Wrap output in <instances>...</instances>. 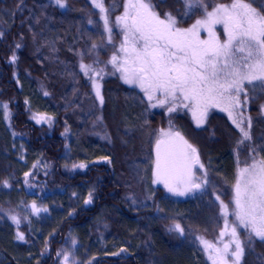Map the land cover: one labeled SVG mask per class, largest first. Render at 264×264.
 <instances>
[{
	"label": "trees",
	"instance_id": "trees-1",
	"mask_svg": "<svg viewBox=\"0 0 264 264\" xmlns=\"http://www.w3.org/2000/svg\"><path fill=\"white\" fill-rule=\"evenodd\" d=\"M149 1L159 16L171 13L179 26L191 24L219 4L233 2ZM102 3L105 11L93 0H64L63 7L56 0H0V105H7L15 134L12 139L2 121L0 264H55L70 232L85 225L91 230L88 243L98 237L116 242L113 250H97L86 264H163L165 255L171 257L169 264H214L204 242L221 243L225 224L234 225L230 202L240 170L264 160V118L259 106L264 90L245 88L250 105L236 114L239 127L214 113L197 129L188 114L154 108L115 76L102 80L100 105L92 89L91 68L103 67L119 53L123 31L115 21L124 12L125 0ZM261 3L264 0L252 6L264 13ZM36 112L53 116L54 125L37 124ZM169 125L197 151L204 169L201 176L208 180L202 190L195 189L183 199L171 197L161 187L148 191L153 141ZM241 129L250 138L245 139ZM75 144L96 147L103 153L98 156L108 161L69 158ZM35 154L47 171L42 193L50 189L70 192L81 184L93 185L94 190L74 199L72 212L65 208L55 230L37 236L27 230L28 225L22 226L24 239L20 240L5 212L12 211L26 192L23 172L36 160ZM78 163L85 168L71 167ZM139 191L144 199H129ZM221 202L229 205L227 210ZM101 218L103 229L97 226ZM236 226L244 250L240 264H264V241L254 235L249 241V230ZM43 241L46 249H41Z\"/></svg>",
	"mask_w": 264,
	"mask_h": 264
},
{
	"label": "snow or ice",
	"instance_id": "snow-or-ice-1",
	"mask_svg": "<svg viewBox=\"0 0 264 264\" xmlns=\"http://www.w3.org/2000/svg\"><path fill=\"white\" fill-rule=\"evenodd\" d=\"M93 2L101 11H105L102 0H93ZM56 3L64 6V0H56ZM253 3H257V0H252V3H247L245 0H233L231 4H219L214 11L206 12V18L197 20L190 29L173 30L175 18L171 13L165 14L166 19H160L151 11L152 6L144 0H129L124 15L117 19L124 23L127 31L136 40L143 42V48L140 51L134 46L131 48L134 55L133 63L136 66L131 70L122 68L126 83L139 84L148 95L149 101L153 100L156 92H162L165 96L164 100L158 101L160 104L166 103L169 97L175 101L179 92L183 100H191L197 109L203 107L205 110L216 96L223 97L229 91L239 93L245 81L249 84L253 81H261L264 86V13L253 7ZM260 7L264 9V3H261ZM130 11L134 14L130 15ZM105 23L107 24V18ZM216 24H222L227 34V39L223 43H220L218 39L213 43L187 38L188 34H195V30L199 27L207 28L211 36L212 27ZM108 31L111 32V29ZM127 41L126 36L125 43ZM169 45L178 50L187 51L190 55L175 57L174 52L168 51ZM121 51L127 54L129 49L122 44ZM237 54L243 55L234 59L233 57ZM173 57L176 58L177 63L172 62ZM12 59L15 60V56ZM116 62L117 57L113 56L111 63ZM127 63L126 60L125 64ZM81 67L87 69V66ZM102 100L101 97V102ZM169 111L172 109L170 108ZM34 118L40 122L46 117ZM241 131L245 139L250 138L248 132L244 129ZM162 135L170 136L171 133H163L162 130ZM175 135L183 141L179 133ZM183 143L193 155L186 152L177 153L167 146L162 151L161 145H165L166 141H157L155 161L157 181L163 180L165 186L174 192L177 190L169 184L170 179L184 184L185 192H180V195L201 187V184L194 183L192 169L195 165L203 168L199 156L195 155L196 150L186 141ZM245 173L248 174V179L243 184L237 181L235 195L230 202L235 205L233 214L239 226L249 230V241L253 235L264 241V160L254 162L250 168L242 169L240 176L243 178ZM221 204L225 210L228 209V204L223 202ZM33 208L37 212L40 211L35 208V204ZM13 219L17 220L16 217ZM176 227L183 231L179 225ZM225 229L227 230V224ZM224 234L222 232L221 236ZM231 236L232 241L224 244L223 249H215L222 264H227L224 256L228 254L231 243L235 244V251L231 255L236 261H239L243 255L244 250L241 241L237 238L236 227L232 228ZM17 238L23 240L24 234L19 233ZM204 243L206 247H214L207 241ZM67 261L68 257L65 256V264Z\"/></svg>",
	"mask_w": 264,
	"mask_h": 264
},
{
	"label": "rangeland",
	"instance_id": "rangeland-1",
	"mask_svg": "<svg viewBox=\"0 0 264 264\" xmlns=\"http://www.w3.org/2000/svg\"><path fill=\"white\" fill-rule=\"evenodd\" d=\"M144 2L150 4L152 6L151 11L156 13L153 5L150 3L149 0H144ZM128 3H129V0H125V7H124V12H123L122 16L125 13V10H126ZM214 9L209 11V12L214 11ZM132 14H134V13H132L130 11V15H132ZM158 17L160 19H166L165 15L164 16L158 15ZM205 18H206V14L199 19H205ZM199 19H197V20H199ZM197 20L193 21L191 24H189L187 26H179L175 21V24L173 25V30H175L177 28L181 29V30L190 29L192 27V25L195 24V22ZM115 23L117 25H119L123 31V44H125V47L129 49V52L126 54L125 52L121 51V47H120L119 53L115 54V56L117 57V62L115 64L111 63V60H112L111 59L109 62L104 64L103 67H101V68H99V67L98 68L97 67L91 68V71L93 72L92 89H93V92H94L95 96L97 97V101L100 103V105L103 103V100H104V98L102 96V91H101L102 80H104L107 77H114L115 76V77H118L126 86L137 90L147 100V102L151 106L155 105V106H153L154 108L161 109V110L164 109L167 114H169V113L172 114V112L176 113V111H178V110H180V112L183 111L184 113L188 114L193 126L197 129H199L205 125L209 116L211 114H214V113L225 115L226 117L229 118V120L232 123H234L235 125H239V123L237 124V122H236V119L238 118L236 116V114H240L239 109L241 107H245V109L247 110L249 105H250L249 104V98L244 95L246 93V91H248L249 89H258L261 92H263V90H264V86H262L261 81H253L252 84H249L247 81H245L243 83L242 90L239 93H237L235 91H229V92H226L223 97L216 96L213 100H211L209 102V106L206 108V110L203 107L197 109L195 107L194 102L191 100H183L182 94L179 92L177 93V99L175 101H173L172 98L169 97L166 103H164V104L158 103V101L165 99V96L162 92L154 93L153 100L149 101L148 95L145 93L144 89L139 86V84H137V83H133V84L126 83V81L124 79L125 73L122 71V68H124V67L131 70L132 68H134L136 66L133 63L134 55L131 52V48L134 46L138 51H140L143 48V42L136 40L132 36V34L127 31V29L125 28L124 23L122 21L117 19L115 21ZM126 36L128 37L127 43H125V37ZM187 38L194 40V41H210L213 43L218 39V41L220 43H223L227 39V34L224 31V26L222 24H216L212 27V35L211 36L209 35V31L207 28L199 27L195 30V34H188ZM162 43L163 42H161V44ZM201 47H203V45H201ZM168 51L174 52L175 57H185V56L190 55L189 52L178 50L176 47H173L171 45H169ZM241 55H243V54H237V56L233 57V58L238 59ZM175 57H173V60H172L173 63H177V60ZM126 60L128 61L127 64H125ZM245 88H247L248 90ZM101 97L103 98L102 102H101ZM185 105H188V106L185 107ZM259 106L261 109V115L260 116L262 118H264V102H262L261 105H259ZM170 108L172 109V111H169ZM0 113L2 114V117H3V119H2V117H0V124L2 123V121L4 122V126L6 127V129L8 130V133L11 135V137L13 139L15 134H14V131L12 129V125L10 123L9 110L7 109V107H4V105H0ZM35 115H36L35 117H37V116L46 117L44 120H42L40 122H37V119L34 118V121L37 124H44L45 123V124H48L49 126L54 125L53 123L55 122V120H54L53 116H50L47 114L45 115V114L40 113V112H36ZM241 116H243V115H241ZM171 119H169L170 120L169 124H172ZM198 121H200V122L198 123ZM250 123H251V121H250ZM163 133H171V135L170 136H164V135H162V131H161L158 139H155V141H153V145H152L153 152H152V157H151L152 172L150 173V176H149V186H148L149 189H148V191L149 190L151 191L152 186L161 187L165 191V193L170 195L171 197L183 199V198L189 196V194H191V192L195 189L187 191L184 195H180L179 194L180 192H185V185L184 184L175 182L174 180L170 179L169 184H171V186L176 188V190H177L174 192V191H170L169 188L165 186V183L163 180L157 181V177L155 174L157 141H159V140L166 141L165 145H161L162 151L167 146L168 148L174 150L177 153L186 152L189 155H193V153H191V150L188 149L186 147V145L183 143V141H186L187 144L190 145L188 143V141L186 139H184V137L181 134H179V136L183 138V141L176 138L175 134L178 132L175 131L173 128H170V125H169V128H167L166 130H163ZM65 134H66V136L68 134H70V131H69V128L67 125H66L65 131H64V135ZM97 136L99 138L101 137L104 139L105 138L108 139L107 135H100L99 134ZM69 143H70V140L67 139L66 145L68 146ZM135 143H137V141L132 143V144H135ZM102 154H103L102 151L97 149L96 147L82 146L80 144H75L73 152L69 153L68 155H69V158H71V156H75L76 159H79V158H86L87 159V158L93 157L92 158L93 162H99V161L107 162L108 159L105 158V156H98V155H102ZM195 155H197V151H196ZM94 156H98V157L94 158ZM39 157H40L39 155L35 154L34 158H36V160H34L32 162V164L23 172V181L22 182L24 183V187H25V190L27 193L25 192L19 198L20 202L15 205V207L13 208L12 211L5 212V215L15 225L16 231H17V236L19 233H23L20 230V228L22 226H26V225H28L27 230H28V228H30V230L34 233V235L37 234V236L38 235L44 236L45 234L52 232V230H55L57 226L61 225L62 220H63V218L61 217V214H65V212H64L65 208L68 209V211L72 212V210L70 208L72 206V203L74 202V199H77V197L79 195H81V197H82L83 196L82 194L84 191H87V194L89 195L94 190L93 185H87L86 186L85 184H81L79 186L71 188L72 190L70 189L71 190V191L69 190L70 192H67V191L62 190V189H61L62 191L50 189V190H46L45 193H42L43 189L46 188V184H47V180L45 178L47 175V171L45 169L46 167H45L43 161L40 160ZM66 159L67 158L65 156V161H66ZM22 160H26V157L23 156ZM200 163H201V161H200ZM81 165H83V167H81ZM67 167H68V165L65 164L64 168H67ZM71 167L76 169V170H78V169L82 170L85 168V164H83V163H78L77 165L73 164V165H71ZM192 172H193V176H194V183L201 184V187L197 190H202L208 184L207 178L204 179L201 176L204 172V169L200 168L199 165H195L192 169ZM240 172H241V170H240ZM31 179L35 181L33 185H32V183H30ZM247 179H248L247 173L244 174L243 178L239 174L238 180L241 182V184H243L244 181H246ZM205 181H206V183H205ZM36 182H39V185ZM53 191L57 194H55ZM140 193H141V191H139L135 195V197L132 196V197H129V199L134 200L135 202H137V199L138 200L144 199V197ZM234 195H235V189H234ZM33 204H35L36 209H40L39 212H37L33 208ZM234 207H235V205H234ZM18 208H21V209L17 210ZM232 213H233V210H232ZM13 217H16L19 222L17 223V220H14ZM233 220H234V225H230L229 227H227V230L226 229L224 230L225 234L223 236H221V243L220 244L209 243L211 245H214L213 248H209V247L205 246V248L207 249L208 252H212V255H213L212 257H213V260L215 261V264H222V261L217 256L215 249L216 248L223 249L224 244H228L232 241L233 238L231 236V230L233 227H236L237 238L241 241V244L243 247V242H242V240L238 234V230H237L238 226H236L239 224L236 221L234 214H233ZM102 221H104V219L101 218L97 222L98 228L101 227V229H103L104 226L102 225ZM240 227H242V226H240ZM90 237H91V230L86 225L82 226V227H77V228H75V230H72L70 232V237H69L70 239L65 241L60 246V248H59L60 260H57V262L55 264H65V256L68 257L67 264H86L87 261L89 260L88 258H91L93 256L95 257V254H96L95 252L97 250H100L101 252L113 250L114 246L116 245V242L113 239L109 238V239L104 241V239L102 237L94 238L90 241V243H88V240L91 239ZM73 241H75V244H73ZM86 244L89 245L87 248L84 247V245H86ZM46 246H47L46 242H44V241L41 242V249H46ZM234 251H235V244L231 243L230 248L228 250V254L224 256V260L227 261V264H240L241 263L242 256L240 257L239 261H236L235 257H233L231 255V253ZM180 257H184V254L181 253ZM162 258L163 259L161 261L163 264H169L170 263L171 257H169V255H165ZM178 259H180V258H178ZM76 260H79V261L76 263L75 262Z\"/></svg>",
	"mask_w": 264,
	"mask_h": 264
}]
</instances>
